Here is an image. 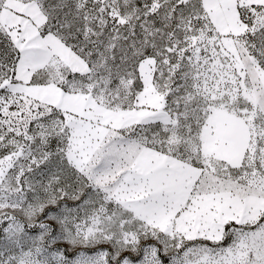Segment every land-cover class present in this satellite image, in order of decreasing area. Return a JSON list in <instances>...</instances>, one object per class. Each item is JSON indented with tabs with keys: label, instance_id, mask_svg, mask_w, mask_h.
I'll use <instances>...</instances> for the list:
<instances>
[{
	"label": "snow or ice",
	"instance_id": "obj_1",
	"mask_svg": "<svg viewBox=\"0 0 264 264\" xmlns=\"http://www.w3.org/2000/svg\"><path fill=\"white\" fill-rule=\"evenodd\" d=\"M0 264H264V0H0Z\"/></svg>",
	"mask_w": 264,
	"mask_h": 264
}]
</instances>
